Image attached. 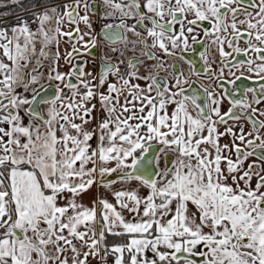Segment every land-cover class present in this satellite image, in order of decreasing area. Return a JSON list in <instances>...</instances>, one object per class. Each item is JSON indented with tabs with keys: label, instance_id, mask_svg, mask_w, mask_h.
<instances>
[{
	"label": "snow or ice",
	"instance_id": "6c2138e0",
	"mask_svg": "<svg viewBox=\"0 0 264 264\" xmlns=\"http://www.w3.org/2000/svg\"><path fill=\"white\" fill-rule=\"evenodd\" d=\"M29 10L0 15V264H264V0Z\"/></svg>",
	"mask_w": 264,
	"mask_h": 264
},
{
	"label": "trees",
	"instance_id": "16d2710c",
	"mask_svg": "<svg viewBox=\"0 0 264 264\" xmlns=\"http://www.w3.org/2000/svg\"><path fill=\"white\" fill-rule=\"evenodd\" d=\"M34 2L35 0H22L23 9L16 6L0 7V15H6L8 21L15 22L20 17L30 15L29 6ZM5 3H7V0H5Z\"/></svg>",
	"mask_w": 264,
	"mask_h": 264
},
{
	"label": "flooded vegetation",
	"instance_id": "af4514ba",
	"mask_svg": "<svg viewBox=\"0 0 264 264\" xmlns=\"http://www.w3.org/2000/svg\"><path fill=\"white\" fill-rule=\"evenodd\" d=\"M95 19V18H94ZM97 31H99V28L97 27L96 29ZM95 51V50H94ZM97 55H99V53H97ZM185 71H187V68L184 69ZM193 79H196L195 77H193ZM197 85H200L201 81L197 80L196 81ZM249 83H251V81H249Z\"/></svg>",
	"mask_w": 264,
	"mask_h": 264
},
{
	"label": "crops",
	"instance_id": "0c3cea01",
	"mask_svg": "<svg viewBox=\"0 0 264 264\" xmlns=\"http://www.w3.org/2000/svg\"><path fill=\"white\" fill-rule=\"evenodd\" d=\"M109 264H111V262H109Z\"/></svg>",
	"mask_w": 264,
	"mask_h": 264
},
{
	"label": "rangeland",
	"instance_id": "374dc122",
	"mask_svg": "<svg viewBox=\"0 0 264 264\" xmlns=\"http://www.w3.org/2000/svg\"><path fill=\"white\" fill-rule=\"evenodd\" d=\"M4 2H5V0H4Z\"/></svg>",
	"mask_w": 264,
	"mask_h": 264
}]
</instances>
